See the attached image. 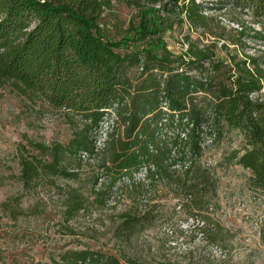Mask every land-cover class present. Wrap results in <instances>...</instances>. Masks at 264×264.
<instances>
[{
  "label": "trees",
  "instance_id": "16d2710c",
  "mask_svg": "<svg viewBox=\"0 0 264 264\" xmlns=\"http://www.w3.org/2000/svg\"><path fill=\"white\" fill-rule=\"evenodd\" d=\"M113 1L0 0V89L40 101L62 113L72 128L65 144H20L19 174L13 177L30 192L56 178L78 180L83 167L97 166L88 193L77 188L66 195V222L88 213L90 205L106 206L124 189H138L144 197L165 181L182 198L179 210L196 233L208 246L221 248L232 234L216 216L213 168L222 163L248 171V189L264 194V53L250 59L251 68L236 62L234 74L193 47L186 58H173L165 36L175 25L205 30L214 21L205 14L213 7L200 0H117L134 6L137 15L120 38L112 39L101 17ZM214 3L241 12L264 29V0ZM254 34L264 40L261 32ZM109 109L115 110L118 126L95 152ZM230 136L235 146L214 167L203 168V155ZM21 202L22 196H15L0 204L12 222L37 215ZM121 218L127 235L153 223L146 213ZM35 264L141 263L87 249L66 250Z\"/></svg>",
  "mask_w": 264,
  "mask_h": 264
},
{
  "label": "rangeland",
  "instance_id": "374dc122",
  "mask_svg": "<svg viewBox=\"0 0 264 264\" xmlns=\"http://www.w3.org/2000/svg\"><path fill=\"white\" fill-rule=\"evenodd\" d=\"M200 1L213 7L205 14L214 21L205 30L175 25L165 36L173 58H186L193 47L208 54L212 64L230 70V74L235 73L236 62L251 68L250 59L264 53V40L256 39L254 32L264 34V29L231 7L214 0ZM136 15L134 6L114 0L111 9L102 14L101 22L107 35L118 39L130 23L136 22ZM260 68L264 71L263 65ZM260 96H264V82ZM71 134V124L62 113L50 111L40 101L20 97L8 87L0 89V177L4 179L0 184V204L22 196L24 210L38 211L36 216L12 222L0 208V264H35L66 250L87 249L141 264H264V194L250 191L246 183L249 172L232 164L220 163L213 168L218 184L216 216L232 234L221 248L208 246L196 233L195 225L177 209L182 198L165 181L144 197L138 189H124L108 199L106 206L90 205L88 213L81 212L66 222L62 216L66 195L77 188L88 193L97 166L83 167L78 180L56 178L30 192H25L13 176L19 174L20 144L27 145V140L65 144ZM120 134L119 128L117 135ZM231 139L232 136L206 152L201 166L214 167L215 161L221 162L223 154L235 146ZM105 154L103 158H107ZM128 213H146L153 223L143 232L127 235L122 230L121 217Z\"/></svg>",
  "mask_w": 264,
  "mask_h": 264
},
{
  "label": "built area",
  "instance_id": "2783aa9c",
  "mask_svg": "<svg viewBox=\"0 0 264 264\" xmlns=\"http://www.w3.org/2000/svg\"><path fill=\"white\" fill-rule=\"evenodd\" d=\"M261 93V92H260ZM252 98L257 97V94H253ZM116 108V106L114 107ZM107 116L97 132V141L95 143V152H100L106 145L109 136L114 132L118 126V118L114 109L107 110ZM144 174L138 175V178H142ZM177 209H180L179 207Z\"/></svg>",
  "mask_w": 264,
  "mask_h": 264
}]
</instances>
